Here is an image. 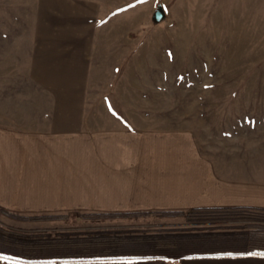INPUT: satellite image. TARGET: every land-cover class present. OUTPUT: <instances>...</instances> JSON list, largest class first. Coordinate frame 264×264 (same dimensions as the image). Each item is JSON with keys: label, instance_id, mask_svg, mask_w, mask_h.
I'll list each match as a JSON object with an SVG mask.
<instances>
[{"label": "rangeland", "instance_id": "374dc122", "mask_svg": "<svg viewBox=\"0 0 264 264\" xmlns=\"http://www.w3.org/2000/svg\"><path fill=\"white\" fill-rule=\"evenodd\" d=\"M107 96L133 104L125 113L140 116L144 125L180 126L187 113L181 125L200 122L204 137L214 133L206 126L220 133L231 120L225 105H200L198 122L196 102H238L236 107L251 106L252 114L264 115V0H0L1 112L12 111V121H20L25 104L34 124L43 120L36 110L50 102L84 106ZM90 107L76 109L78 121L85 112L96 117V105ZM159 110L168 112V120L154 119ZM212 111L220 115L205 114ZM215 143L201 142L206 148L218 147ZM77 208L27 216L0 209V225L35 232L247 222L242 215L193 221L168 218L171 214L94 218L83 214L103 212L100 206ZM61 214L66 216L29 218Z\"/></svg>", "mask_w": 264, "mask_h": 264}, {"label": "crops", "instance_id": "0c3cea01", "mask_svg": "<svg viewBox=\"0 0 264 264\" xmlns=\"http://www.w3.org/2000/svg\"><path fill=\"white\" fill-rule=\"evenodd\" d=\"M82 103L50 102L36 110V118L43 120L34 124L29 122L25 104L20 121H12V111H0L2 211L27 216L66 213L87 205L100 206L103 212L182 211L167 216L188 219L187 213L196 209L264 208V115L252 114L251 106L196 102L198 122L200 105H215L205 107L209 109L225 105L224 115L231 120L229 128H219L220 133L216 126H206L215 134L204 137L200 122L196 127L181 125L189 118L187 113L180 126L144 125L140 116L135 119L136 115L125 113L126 107L135 108L133 104L108 96ZM89 103L90 109L96 105V117L85 112L78 121L76 109H87ZM167 113L154 112V119H167ZM203 140L229 143L206 148ZM0 264H264V255L43 263L0 258Z\"/></svg>", "mask_w": 264, "mask_h": 264}, {"label": "trees", "instance_id": "16d2710c", "mask_svg": "<svg viewBox=\"0 0 264 264\" xmlns=\"http://www.w3.org/2000/svg\"><path fill=\"white\" fill-rule=\"evenodd\" d=\"M1 211V210H0ZM153 212H88L87 217L148 216ZM181 215L182 211L156 212ZM244 216L233 225L90 229L25 232L0 225V258L18 262H69L120 259H182L264 255V208L215 207L192 210L188 219ZM38 215L30 219L61 218ZM26 218V217H24Z\"/></svg>", "mask_w": 264, "mask_h": 264}, {"label": "water", "instance_id": "95a60500", "mask_svg": "<svg viewBox=\"0 0 264 264\" xmlns=\"http://www.w3.org/2000/svg\"><path fill=\"white\" fill-rule=\"evenodd\" d=\"M159 16V15H158Z\"/></svg>", "mask_w": 264, "mask_h": 264}]
</instances>
